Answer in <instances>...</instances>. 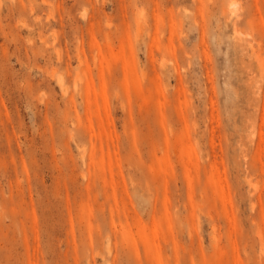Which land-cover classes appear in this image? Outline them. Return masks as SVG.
Listing matches in <instances>:
<instances>
[{"label":"rangeland","instance_id":"374dc122","mask_svg":"<svg viewBox=\"0 0 264 264\" xmlns=\"http://www.w3.org/2000/svg\"><path fill=\"white\" fill-rule=\"evenodd\" d=\"M0 264H264V0H0Z\"/></svg>","mask_w":264,"mask_h":264}]
</instances>
